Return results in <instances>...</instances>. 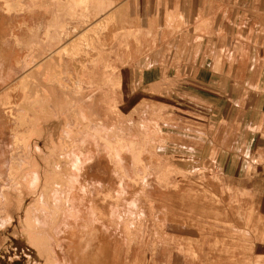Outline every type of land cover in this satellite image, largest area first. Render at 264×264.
I'll use <instances>...</instances> for the list:
<instances>
[{
    "label": "crops",
    "instance_id": "crops-1",
    "mask_svg": "<svg viewBox=\"0 0 264 264\" xmlns=\"http://www.w3.org/2000/svg\"><path fill=\"white\" fill-rule=\"evenodd\" d=\"M57 11L71 13V75L93 80L75 83L79 120L92 107L118 128L90 132L96 154L119 150L121 160L101 169L118 171L121 181L109 180L122 192L98 193L95 204L88 184L87 237L103 236L91 250L106 251L111 232V249L132 253L126 264L145 253L147 264H264V0H0V23L19 41L35 29L39 71L47 62L38 43ZM125 121L136 127L120 131ZM6 149L0 264H75L56 253L60 217L44 226L41 174L29 179L26 154ZM176 169L189 177H155Z\"/></svg>",
    "mask_w": 264,
    "mask_h": 264
},
{
    "label": "rangeland",
    "instance_id": "rangeland-1",
    "mask_svg": "<svg viewBox=\"0 0 264 264\" xmlns=\"http://www.w3.org/2000/svg\"><path fill=\"white\" fill-rule=\"evenodd\" d=\"M68 14L71 15L66 11L55 12L57 17L53 20L52 25L49 24L48 27H45L44 42L38 43V45L42 47L43 61L47 62V65L36 73V65L32 59L36 46L32 39L35 36V29L34 36L22 42L19 41L14 27L10 31L2 23L3 21L0 23V161L7 157L1 152L12 147V152H16V154L9 157L13 159L18 158L20 153L26 154L27 177L29 179L37 175L36 171L42 174L45 190L44 211L48 213L44 217L45 227L52 225L51 223L55 221L56 217H62L64 210L66 211L69 205L65 201L67 191L64 185L69 184L70 180L73 139L80 138L85 130L99 134L100 131L109 132L118 129L114 122L101 124L94 116L92 107L88 109L90 120L86 122L79 120L78 109L80 107L74 105L73 98L74 96L78 97L81 91L75 89L77 88L75 83L77 81L90 83L93 80L85 75H71V72L76 71V67L71 65V26L66 20ZM7 38H12V42L3 41ZM79 102L82 101L79 100ZM95 103L98 101L96 100ZM25 112L27 119L26 122L25 120L22 122L20 116ZM125 116L127 117V115ZM128 116V119H131V116ZM96 125L98 127H95ZM132 127H136V124L126 121L120 123V131L131 130ZM108 142L110 147L116 146L114 140L108 139ZM99 146V140L93 139L87 142L84 148L95 150ZM105 151H110V148H105ZM94 156L95 162H101L102 165H106V161L110 163L115 161V157L111 153L94 154ZM2 168L0 178L6 179L9 177L7 166ZM97 169L92 171L95 178L108 177L110 179L108 170ZM129 173L131 174V172ZM166 173L167 176H164ZM160 176L170 178L172 184H178L180 180L189 177L186 172H181L178 169L168 172L157 171L155 177L159 178ZM109 179L108 181L97 180L94 183V201L99 200L98 193L105 196L122 193L121 187ZM200 179L204 180V176L200 175ZM54 187L57 189L55 193H53ZM171 193L180 194L181 188L171 186ZM203 193L209 194V188L204 187ZM97 202L95 204H98ZM99 211L97 205L95 214L99 215ZM51 216L54 219H51ZM0 218V227H3L6 225L5 218L3 215ZM91 223L90 230L95 222ZM89 237L91 238L89 239ZM102 237L97 234L88 236L93 248L95 246L99 248L98 241ZM107 238L109 247L106 251L92 249L88 253L79 252L72 261L75 264H106V262L126 264V262H131V252L117 251L115 247L114 250L111 249L112 243L116 241V236L110 232ZM141 255L140 257L134 255V258H138V262H142V264H147V253ZM0 258H5L1 248Z\"/></svg>",
    "mask_w": 264,
    "mask_h": 264
},
{
    "label": "bare ground",
    "instance_id": "bare-ground-1",
    "mask_svg": "<svg viewBox=\"0 0 264 264\" xmlns=\"http://www.w3.org/2000/svg\"><path fill=\"white\" fill-rule=\"evenodd\" d=\"M36 72L40 71L36 70L35 73ZM96 109L103 114H108L110 112L107 111L108 109ZM26 114L27 113L25 112V114L23 113V115L20 116V120L22 122H24V120L26 122ZM95 127H98V125H96ZM93 139H95V137H93L91 133L86 130L80 138H78L77 140L73 139L71 144V173L69 174V190L65 193V201L69 203V205L67 207V210H64V214L62 215V217L59 216L61 217V221L57 226V230L54 229V231L56 232V235L54 234V238L56 241V253L58 254L60 262H73L72 260L73 258H75V255L77 253H88L92 248L91 242L87 237L88 226L86 220L90 216V209L88 205L89 199L87 198V196H85V194L88 184H94L97 180L105 181L109 179L108 177L102 179L95 178V176H93L95 175L93 174L94 172H92L94 171V169L98 170L97 168H99L101 170L102 168L101 162H95L94 154L98 155L95 153L96 149L88 150L86 148L87 152L86 149L84 150L85 144ZM113 152V156L116 158V161L121 160L120 155L115 153H119V150L114 149ZM106 162L109 163V161ZM107 170L110 173V177H114L116 180H120L118 171L113 168L110 169V166ZM40 174L41 173H39V176ZM37 175H35L34 179L37 177ZM65 190L67 189L65 188ZM56 191L57 189H55L53 193H55ZM46 214L48 213L43 211V218ZM96 229L98 230L99 227H97Z\"/></svg>",
    "mask_w": 264,
    "mask_h": 264
}]
</instances>
